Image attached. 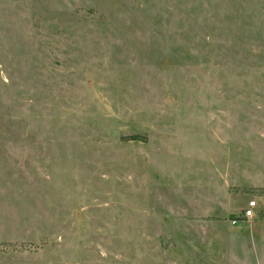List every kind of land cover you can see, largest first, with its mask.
Masks as SVG:
<instances>
[{
  "label": "rangeland",
  "instance_id": "rangeland-1",
  "mask_svg": "<svg viewBox=\"0 0 264 264\" xmlns=\"http://www.w3.org/2000/svg\"><path fill=\"white\" fill-rule=\"evenodd\" d=\"M0 264H264V0H0Z\"/></svg>",
  "mask_w": 264,
  "mask_h": 264
},
{
  "label": "built area",
  "instance_id": "built-area-1",
  "mask_svg": "<svg viewBox=\"0 0 264 264\" xmlns=\"http://www.w3.org/2000/svg\"><path fill=\"white\" fill-rule=\"evenodd\" d=\"M256 206L255 201H248L246 207L242 210L241 219H249L254 217V208ZM238 218H234L232 221L236 222Z\"/></svg>",
  "mask_w": 264,
  "mask_h": 264
},
{
  "label": "trees",
  "instance_id": "trees-1",
  "mask_svg": "<svg viewBox=\"0 0 264 264\" xmlns=\"http://www.w3.org/2000/svg\"><path fill=\"white\" fill-rule=\"evenodd\" d=\"M131 137L134 138V137H136V136L133 135V136H131Z\"/></svg>",
  "mask_w": 264,
  "mask_h": 264
}]
</instances>
